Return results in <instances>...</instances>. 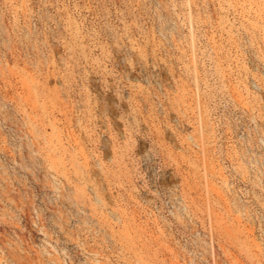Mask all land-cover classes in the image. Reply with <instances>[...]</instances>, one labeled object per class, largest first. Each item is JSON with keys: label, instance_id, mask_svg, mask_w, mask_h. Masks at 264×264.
I'll list each match as a JSON object with an SVG mask.
<instances>
[{"label": "rangeland", "instance_id": "obj_1", "mask_svg": "<svg viewBox=\"0 0 264 264\" xmlns=\"http://www.w3.org/2000/svg\"><path fill=\"white\" fill-rule=\"evenodd\" d=\"M0 264H264V0H0Z\"/></svg>", "mask_w": 264, "mask_h": 264}]
</instances>
